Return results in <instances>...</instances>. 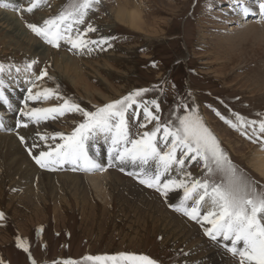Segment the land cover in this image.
Listing matches in <instances>:
<instances>
[{"label": "rangeland", "instance_id": "1", "mask_svg": "<svg viewBox=\"0 0 264 264\" xmlns=\"http://www.w3.org/2000/svg\"><path fill=\"white\" fill-rule=\"evenodd\" d=\"M127 1L135 8L139 5L143 19L140 30L111 22L114 11L126 0H102L98 11L90 13L79 28L83 32L91 23L97 31L87 33L86 38L99 40L103 36L115 39H110L111 47L92 45L93 50L84 53H77L64 41L60 42V47H53L27 27L28 23L41 25L45 19L58 14L66 0H47L31 13L22 9L33 0L10 1L14 3L11 8L0 6V10L15 16L28 39L10 37L0 29V63L15 65L24 71L26 63L36 60L33 68L27 71L32 81L37 86L57 90L59 95L70 98L86 111H94L96 107L145 88L149 91L137 97V101L147 104L155 113V107L149 102L156 100L160 105L158 115L161 122L170 118L174 121L176 115L197 110L233 163L258 182V191H264V174L256 170L259 153L264 151L258 143H252L216 115L219 111L229 119H234L233 113L249 120L264 119V20L259 16L244 17L241 14L239 6L245 0ZM0 2L2 5L6 1ZM247 3L255 7L253 0H247ZM38 43L47 48L46 56L34 55V45ZM45 68L54 79L47 76L37 79ZM59 71L63 77H58ZM8 78L6 74V80ZM27 96H21L19 112L25 109ZM27 103L29 108L33 105L48 108L58 106L62 101L53 97L28 100ZM134 111L139 113L138 118L133 115ZM17 119H14L13 126L3 124L0 131L4 129L5 136H15V140H20L22 135L31 146V138L26 137L31 126L25 129L19 122H33L24 116L22 120ZM127 119L133 138L138 132L151 131L156 124L152 121L146 128H140L139 125L145 123V116L143 109L135 105L129 110ZM82 120L78 113H67L40 123L45 121L42 131L50 136L56 132L70 133ZM15 130L19 132L15 133ZM98 141L90 142L89 148L90 154L96 158L100 156ZM59 142V139L47 141L48 145ZM20 146L28 162L43 176L50 173L75 175L81 178V182L86 177L85 172L64 168L44 171L32 159L25 143ZM159 146L162 150L165 147L163 144ZM105 152L108 155L107 148ZM33 154L36 153L33 151ZM185 163V170L192 173L189 179L204 176L199 162ZM108 170L117 181L110 183L106 202L98 199L86 185L82 191L72 184H67V188L58 186L59 190L52 192L42 191L43 197L40 194L42 198H38L35 193L22 189L19 180L13 181L14 175L10 177L4 172L6 179L0 180V212L5 214V220L0 221L2 264H32V259L36 264L64 260L93 264L83 258L120 253L147 255L157 264H214L211 245L240 264V256L225 247L227 242H221L220 238L213 240L206 234L205 228L211 225L197 223L169 206L179 203L183 197L182 189L177 194L173 193L175 190L170 191L165 198L155 189L141 184L136 176L128 174L139 172L137 165L119 164ZM214 179L219 181L220 177ZM18 237L26 241L28 252L17 246Z\"/></svg>", "mask_w": 264, "mask_h": 264}, {"label": "snow or ice", "instance_id": "2", "mask_svg": "<svg viewBox=\"0 0 264 264\" xmlns=\"http://www.w3.org/2000/svg\"><path fill=\"white\" fill-rule=\"evenodd\" d=\"M47 0H33L25 10L29 13L40 7ZM102 0H66L58 14L43 21L41 25L28 23L27 27L37 36L53 47H60L64 41L71 45L77 53L91 52L92 45L100 47L108 45L110 39L115 37H101L99 40L88 39L87 33L96 32L91 23L86 30L81 31L79 26L85 24L90 13L98 11ZM255 7L250 6L245 0L240 4V12L244 17L259 16L264 20V0H253ZM3 7H11L2 4ZM103 50V49H102ZM37 63L32 60L23 66L24 71H30ZM155 66V64H153ZM15 70L19 73L21 68L15 65L0 63V102L11 107L6 94L8 76ZM54 79L48 75L45 68L37 79L44 77ZM38 87L34 82L28 88L25 100V109L21 116L28 117L29 121L39 124L42 120L56 119L67 113H78L83 117L82 122L76 124L70 133L56 132L53 135H39V139L59 143L48 145V150H40L33 154L37 144L28 146L25 137L19 136L25 143L29 154L35 163L42 169L58 170L64 165L72 166L73 171L85 173L107 172L109 168L131 163L139 166V172H130L136 176L141 184L160 192L165 198L170 191L183 190V197L179 203L169 205L175 211L181 212L206 227V234L213 240L221 238L225 247L233 254L239 255L240 264H264V191H258V182L250 178L243 169L233 163L229 155L222 148L220 141L206 125L197 110L186 111L183 115H176L167 122H161L158 115L160 105L156 100L149 103L155 107L154 113L147 104L138 103L137 97H142L149 89H138L121 99L96 107L94 111H86L78 103L59 95L52 88H43L42 91L33 93V88ZM56 98L62 101L54 107L29 108L27 101L47 100ZM143 109L145 123L139 125L146 128L147 123L156 121L151 131L136 133L133 138L129 131L127 115L133 106ZM187 108V105H183ZM138 118L139 113L133 112ZM216 115L224 120L233 129L240 131L252 143H258L264 151V119L249 120L246 117L233 113L234 119L226 118L219 111ZM21 127L27 128L24 121L19 122ZM2 126V125H0ZM162 133V135H161ZM102 138L108 143V163H103L90 154V142ZM163 144L162 150L159 146ZM180 153L178 156L177 153ZM186 161L199 162L204 170V176L199 179H189L192 173L186 171ZM124 170L123 167L120 169ZM176 175L173 176L172 172ZM220 177L217 181L214 177ZM183 177V178H180ZM163 178V179H162ZM191 202V205L189 204ZM207 202L210 210L201 215V207ZM5 220V214L0 212V221ZM42 232L43 229L41 228ZM17 246L25 252L29 251L26 241L17 238ZM84 261L93 264H157V261L147 255L120 253L113 256H86ZM2 264V261H0ZM32 264H36L32 259ZM54 264H80L73 260L57 261Z\"/></svg>", "mask_w": 264, "mask_h": 264}, {"label": "bare ground", "instance_id": "3", "mask_svg": "<svg viewBox=\"0 0 264 264\" xmlns=\"http://www.w3.org/2000/svg\"><path fill=\"white\" fill-rule=\"evenodd\" d=\"M0 1H6V2H3V3L4 4H9L11 6H12V4H14L12 2L10 3V1H14V0H0ZM135 6H136V4H135ZM5 8H11V7H5ZM111 20H112L111 22H114L115 24H123L126 27H128L130 29H133V30H140L141 23L143 22L142 21L143 20L142 19V12L139 9V5H138V7L135 8L134 6H131V4L127 0H126V2H124L123 5H121L119 7V9L114 11V14H113ZM22 28L23 27H21L19 21L15 18V16L13 14H11V12L9 13L7 11L0 10V29L4 30L8 34V36L15 37V38H17L19 40L23 39V38H25L24 40L28 39V35L25 33V31H23ZM107 31H109V30H107ZM46 54H47V48L44 47L42 44L38 43V44L34 45V55L35 56H37V57L38 56H46ZM59 75H61L63 77V74L60 71L58 72V77H59ZM32 80H33L32 76L30 74L27 75V71H20L19 73L13 72V73H11L9 78L6 80V82L8 84V88H7L6 94L9 97L11 107H9V105H7V104L0 105V125H2L0 127H3V124H6V125L10 124L12 126L15 125L14 124V119H17V118L22 120L23 116H21V114H20L21 111L19 112L17 110V108L19 106V100H21V96H24L25 94L28 95V93H26L27 88L25 86H27V85L33 86V85H31L32 84L31 82H33ZM42 88H43V86H39L38 85V87H36L34 89L35 90L34 93L36 92V89L39 91ZM34 106L35 105L30 106V107L31 108H35ZM19 119H17V120H19ZM18 122H17V124H18ZM44 122L39 123L38 125L36 123H34V122L28 124V125L31 126V128H30V131H28L29 134L27 133L28 136H26V137L28 139L31 138L29 140H31L32 144L33 143L37 144L38 147L33 149V151L36 154L40 150H45V148L48 147V143L47 142L39 139V135H44L43 131H42V127L44 126ZM46 125L47 124H45V126ZM50 127H51V125H50ZM3 130L1 129V131H0V180H4L5 181L6 178H4L3 174H4V172L5 173L8 172L10 174L9 175L10 177H12V175H14V177H13L14 180L13 181H17V180L20 181L19 183L18 182H16V183L20 184L22 189H26V190L30 191L31 193H35V196H37L38 198H42L43 197L42 193H44V192H42V191L46 190V191L52 192V191L59 190V189H57L58 186L59 187H64V188L66 186V188H67L68 187L67 184H72V185H75L76 188L81 189L82 191L84 189V186L86 185L88 187L87 189H89L91 193L95 194V196L98 199H100L102 202H104L105 199L107 198V195H109L108 188L110 186V183L112 181H117L116 176L114 174L110 173L109 170H108L109 172L107 171V172H96V173H86V174L84 173L86 175V177H83L84 179L82 180V182H81V178L78 177V176H75V175H59L57 173H50L49 175L47 174V175L43 176L42 175L43 173L41 174L40 171L36 170L30 164V162H28V160L26 158V155L24 154V150L22 149L23 147L20 146V144L22 142L20 143L19 142L20 140H18V139L15 140V136H5L6 135V134H4L5 130L4 131ZM20 130H22V129H20ZM16 131H18V130H15V133H16ZM50 132L51 131H49V133ZM27 138H26V140H27ZM28 145L30 146V144H28ZM108 147H109L108 143H106L102 138H100L99 141H98V148H99L98 153L100 154V156L98 158L94 157L98 161L103 163L105 166L108 163V155H107V152H105L106 148L108 149ZM263 156H264V152L263 153L260 152L259 153V157H260L259 165L256 168V170H258V172H261L262 174H264V157ZM116 166H119L118 162H117ZM62 168L68 169V170H72V166H70V165H64L63 167H61V169ZM61 169H59V170H61ZM44 171H45V169H44ZM76 172H79V171H76ZM172 175L175 176L176 172L173 171ZM53 180H55V181H53ZM56 182L59 183L60 185H57ZM180 191H181L180 189H177V190L173 191V193L177 194ZM18 192H20V191H18ZM75 192H77V191H75ZM40 194H42V197H41ZM28 195H30V194H28ZM81 195L82 194L80 193V196ZM171 195H173V194H171ZM75 196H76V194H75ZM12 197L13 196H11V198ZM15 197H17V196H15ZM31 198L28 197V199H31ZM44 198H45V195H44ZM13 202H14V200H13ZM62 202H63V200H62ZM189 204L191 205V202H189ZM209 210H210V205L206 202L201 207V210H200L201 211V215L206 214V212L209 211ZM34 220H36V219L34 218ZM220 240H221V242H225L221 238H220ZM227 243L230 245V242H227ZM211 250L213 252V254H211V258H213L214 264H236V262H234L233 259L229 255H227L226 253L222 252L217 247H214V246L211 245Z\"/></svg>", "mask_w": 264, "mask_h": 264}]
</instances>
